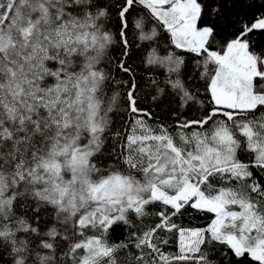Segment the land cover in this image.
Wrapping results in <instances>:
<instances>
[{
  "label": "snow or ice",
  "instance_id": "1",
  "mask_svg": "<svg viewBox=\"0 0 264 264\" xmlns=\"http://www.w3.org/2000/svg\"><path fill=\"white\" fill-rule=\"evenodd\" d=\"M132 30L167 71L156 106L203 115L169 104L174 125L149 123L133 77L115 129L111 68L132 72ZM170 49L198 58L206 106ZM262 109L264 0H0V264H264ZM189 209L210 222L176 223Z\"/></svg>",
  "mask_w": 264,
  "mask_h": 264
},
{
  "label": "trees",
  "instance_id": "2",
  "mask_svg": "<svg viewBox=\"0 0 264 264\" xmlns=\"http://www.w3.org/2000/svg\"><path fill=\"white\" fill-rule=\"evenodd\" d=\"M240 11V9H233V12ZM249 9L245 8L242 10V14L248 13L250 14ZM247 18V16H246ZM166 33L164 34V38L160 39L157 43L160 48H168L169 44L166 39ZM129 39L132 41L134 47L131 49L130 57L127 59L128 66L132 69L130 74H125L123 72H119L115 65H112L111 71L114 77L111 88L112 91L108 92V96L112 95V92H118L119 98L117 101V113L115 118V129L120 130L123 125L121 120H131L129 113L127 112L126 106V93L129 89V85L132 82V78L134 77L135 83L137 85L136 95L141 102V106L145 109H151V111L155 114L153 119L149 120V123H155L159 120H166V122L170 125H174L175 117L168 115L169 104L172 109H176L184 114L186 118L198 117L203 115L204 107H202L199 103L189 102L188 106L184 108H178L177 98L173 95L171 97L165 96L161 97L164 100V103L158 108L156 106V102H153L151 97L156 94L155 85L153 84V80L157 82H162L167 77V71L164 67H156L152 65H147L145 63V57L147 55V51L145 50L143 42L138 41L135 30H132L129 33ZM156 45H153L155 47ZM175 51L178 55L184 57L185 64L187 69L190 72L188 77L190 82V87L197 93V99L205 101V106L207 105L208 93L205 91V84L203 80H200L198 77L193 80V77H196L197 72L201 69L196 67V60L198 59L195 54L187 53L178 49H170ZM159 51V49H158ZM163 51H160V55H164ZM114 57H119V51L112 52ZM128 82V83H124ZM160 87H164L163 83L160 84ZM171 92V89H168ZM264 111V109H262ZM259 115V114H257ZM116 144L115 137L110 136L107 141V146L109 148L112 145ZM115 153H113V157ZM105 160L108 163H111V160H108V153H105ZM158 209H153L156 211ZM212 214L211 213H196L192 210H188L184 212L182 216L175 218V222L182 224L183 226H206L207 223L210 222ZM158 222L156 217H150L144 221L145 224H154ZM162 238L169 239V244L165 247V251L175 253L177 251V246L175 243V237L170 233H160ZM126 236V231L121 229L115 232L112 236L114 241H118L124 239ZM215 248H219V245H215ZM210 259L214 262V264H229L228 257H224L220 254L219 251H216L210 255ZM235 258H232L234 261ZM4 261H10L11 256L5 252L3 254Z\"/></svg>",
  "mask_w": 264,
  "mask_h": 264
}]
</instances>
